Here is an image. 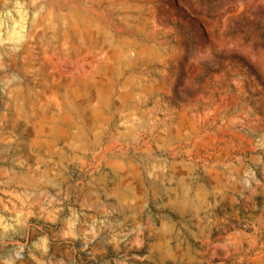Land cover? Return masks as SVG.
Listing matches in <instances>:
<instances>
[{
    "label": "rangeland",
    "instance_id": "374dc122",
    "mask_svg": "<svg viewBox=\"0 0 264 264\" xmlns=\"http://www.w3.org/2000/svg\"><path fill=\"white\" fill-rule=\"evenodd\" d=\"M0 264H264V0H0Z\"/></svg>",
    "mask_w": 264,
    "mask_h": 264
},
{
    "label": "bare ground",
    "instance_id": "6f19581e",
    "mask_svg": "<svg viewBox=\"0 0 264 264\" xmlns=\"http://www.w3.org/2000/svg\"><path fill=\"white\" fill-rule=\"evenodd\" d=\"M20 18H21V17H20ZM22 18H23V17H22ZM13 21H14V20H13ZM13 21H12V22H13ZM18 23H19V22H18ZM18 23H16L15 21L13 22V25H12V26H13V27H12L13 29H11V30H13V32H10V34L14 33V35H15V33H17V31H16L17 27L20 28V23H19V24H18ZM21 28H24V27H21ZM21 28H20V29H21ZM18 31H19V30H18ZM22 31H23V29H22ZM20 32H21V30H20ZM20 32H19V33H20ZM26 32H27V31H26ZM19 33H17V34L19 35ZM12 36H13V34H12ZM12 36H10V37L12 38ZM9 39H10V38H9ZM16 39L18 40V42H20V40H21L22 38H20V37L18 38V37H17ZM7 40H8V39H7ZM11 40H12V39H11ZM14 40H15V39H14ZM14 40H13V41H14ZM17 40H15V41L17 42ZM22 40H23V39H22Z\"/></svg>",
    "mask_w": 264,
    "mask_h": 264
}]
</instances>
